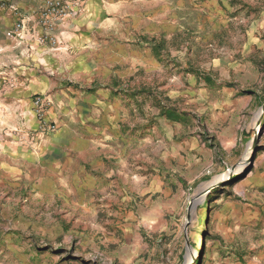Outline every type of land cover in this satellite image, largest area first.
<instances>
[{
    "label": "rangeland",
    "instance_id": "obj_1",
    "mask_svg": "<svg viewBox=\"0 0 264 264\" xmlns=\"http://www.w3.org/2000/svg\"><path fill=\"white\" fill-rule=\"evenodd\" d=\"M186 1L184 34L160 39L155 54L164 66L167 89L156 96L150 93L148 109L129 114L116 136L107 137L102 165L86 168L73 181L70 173L81 171L74 166L67 181L44 183L43 191L34 188V182L0 184V260L7 254L10 264H189L197 252L190 264H250L247 246L254 239V225H243L240 245L231 249L220 238L218 212L221 200L235 193L243 204H258L242 194L241 178L251 164L243 170L240 154L253 148L254 166L263 149L264 54L243 52L248 42L253 48L255 36L260 37L255 25L264 0ZM116 12L101 0H38L16 22L14 31L20 22L23 27L13 34L14 56L0 65V135L13 142L18 141L13 131L36 130L42 139L66 127L82 131L92 122L76 119V114L88 103L85 96L102 89L113 76L102 71L91 87L72 79L66 68L87 48L92 58L105 60L114 51L112 42L132 41L116 38V32L125 33L121 26H127ZM83 20L91 22L86 30L95 33L85 45L69 36L82 29ZM249 28L256 33L248 36ZM25 51L32 55L24 58ZM13 64H25L30 75ZM252 66L259 68L258 78ZM34 69L42 84L57 82L53 91L62 99L56 100L49 89L27 92L18 100L22 81L28 83L26 76L33 79ZM216 79L238 95L259 99L253 120L245 113L233 127L198 114L194 99ZM39 97L42 104H37ZM217 176L224 181L198 196L197 191ZM245 185L248 190L253 186ZM8 187L18 190L13 195Z\"/></svg>",
    "mask_w": 264,
    "mask_h": 264
},
{
    "label": "crops",
    "instance_id": "obj_2",
    "mask_svg": "<svg viewBox=\"0 0 264 264\" xmlns=\"http://www.w3.org/2000/svg\"><path fill=\"white\" fill-rule=\"evenodd\" d=\"M36 1L38 0H0V65L10 63L11 56H14L16 42V37L13 36L14 25L22 16L32 10ZM101 1H104L107 6H111V9H115L116 14H120L121 22L127 25L126 28L121 26L125 33L118 34L116 32V38L132 41L112 42L110 48H113L114 51L105 57V60L103 57L92 58L91 50L87 48L81 58L74 60L73 64L67 65L66 71L72 79L77 80L76 82L82 81L87 86H91L96 75L102 71H105L106 76H108L107 72L113 76L108 78L109 84L107 83L102 86V89L85 96L84 99L88 103L82 105L80 113L76 114V119H88L92 122L85 125L86 128L82 131L66 127L42 139L39 138L42 133L36 130H32V132L21 129L13 131L14 140H18L13 142L6 139L4 134L0 135V184H3L4 187L8 186L6 184H14L12 182L18 186L26 182H34V188L43 191L44 183L67 181L66 177H71L70 174L75 181L80 179L86 168L96 170L102 165L105 152L103 147L107 142V137L116 136L117 127L121 128L124 125L129 114L135 115L139 109H148L149 103L146 97H149L150 93L156 96L167 89L168 83L163 81L164 66L160 64L155 54L159 52L160 39H177L184 34L187 22L184 8L187 1ZM129 7H133V10H128ZM97 21H101L100 15ZM85 24L91 26L90 21L83 20L81 30L68 32L70 38L76 40L77 44L85 45L86 40L95 34L87 31ZM255 26L260 37L255 36L257 40L253 48L251 47L253 43H247L244 54H248L250 51H261L264 54V38H261L264 32V12ZM253 29H247L246 34L249 36L251 31L256 33V29ZM140 39L142 40L140 41ZM143 39L150 41L145 42ZM128 50H130V54ZM140 50L143 52L140 53ZM106 51L105 48L102 53L105 55ZM143 53H145V57L140 58V54ZM30 55L32 53L29 51H25L23 54L24 58ZM20 61L23 60L20 59ZM247 66L244 64L242 68L245 69ZM13 68L24 75L31 73V68L25 64H13ZM252 68L257 73L255 77L258 78L259 68L255 66ZM35 72L36 69H34L33 79L26 76L29 79L28 83L22 81L23 86L16 94L18 100H22L27 92L29 94L39 93L40 91H49V89L56 100L62 99L59 91H53L57 82L52 85H44L42 78L38 77ZM144 73L147 77L152 76V78H145ZM226 75L230 76V68L226 70ZM260 75L264 76V70L260 72ZM237 93L238 91L234 87L223 86L221 81L216 79L204 93L194 99L199 105L196 111L200 116L205 115V118H210L213 122L221 119L233 127H237V119L245 113L253 120L255 113L260 108L259 99L257 97L247 98ZM159 95L158 98H160ZM95 106L99 110H95ZM263 106L264 103H262ZM0 110L4 114L3 109ZM260 146L263 149L257 163L254 166L251 163L250 169L241 178L244 179L241 185L243 187L242 194L249 196L253 203L257 202L258 204H243L239 198H236L235 193L231 198L221 200L224 205L218 212L222 217L220 238L225 240L231 249L236 250L240 245L238 240L243 225L249 224V222L252 226L254 225L251 228L254 231V239L250 240V244L247 246L249 248L248 256L246 255L250 264H264V135L261 138ZM243 157L242 152L240 158L243 160ZM74 166H79L81 171L68 174ZM45 168L48 169L47 173H45ZM31 169H37V173L32 174ZM245 182L253 184L250 187L251 190L245 188ZM13 189L14 195L18 188ZM10 242H8V247H10ZM7 259V254H4L0 264H10Z\"/></svg>",
    "mask_w": 264,
    "mask_h": 264
},
{
    "label": "bare ground",
    "instance_id": "obj_3",
    "mask_svg": "<svg viewBox=\"0 0 264 264\" xmlns=\"http://www.w3.org/2000/svg\"><path fill=\"white\" fill-rule=\"evenodd\" d=\"M262 121V116L259 117L258 119H256L255 121V128H259L260 123ZM252 152H253V148L250 149V151H247L243 157V161H242V169L246 170L248 168V166L251 164L252 161ZM197 256V252H194L190 257H189V264L191 262V260H194V258Z\"/></svg>",
    "mask_w": 264,
    "mask_h": 264
},
{
    "label": "water",
    "instance_id": "obj_4",
    "mask_svg": "<svg viewBox=\"0 0 264 264\" xmlns=\"http://www.w3.org/2000/svg\"><path fill=\"white\" fill-rule=\"evenodd\" d=\"M223 181L224 180L221 179V176L215 177L211 181L207 182L199 192L197 191L198 196H201L204 193L206 194L211 192L213 189L218 187Z\"/></svg>",
    "mask_w": 264,
    "mask_h": 264
},
{
    "label": "built area",
    "instance_id": "obj_5",
    "mask_svg": "<svg viewBox=\"0 0 264 264\" xmlns=\"http://www.w3.org/2000/svg\"><path fill=\"white\" fill-rule=\"evenodd\" d=\"M23 27V24L20 22V23H18L17 24V31H14V32H19V30H20V28H22ZM43 103V101H42V99L39 97V98H37V104H42ZM49 128H53V126L52 125H49Z\"/></svg>",
    "mask_w": 264,
    "mask_h": 264
}]
</instances>
